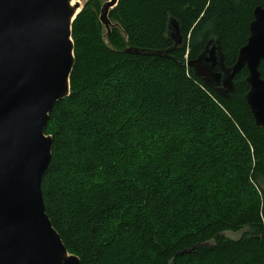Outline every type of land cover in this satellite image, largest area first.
Returning a JSON list of instances; mask_svg holds the SVG:
<instances>
[{
  "label": "trees",
  "instance_id": "obj_1",
  "mask_svg": "<svg viewBox=\"0 0 264 264\" xmlns=\"http://www.w3.org/2000/svg\"><path fill=\"white\" fill-rule=\"evenodd\" d=\"M263 4L118 0L106 34L99 0L84 3L71 25L69 95L54 103L44 128L52 137L51 159L40 183L44 210L80 264H264V197L256 190L263 195L264 127L245 101L247 70L223 98L181 64L217 37L224 63L232 65L253 9ZM170 18L182 35L175 49L167 35ZM129 47L168 54H134ZM162 70L173 84L166 94L157 81L146 84ZM259 70L264 79V60ZM178 83L186 84L183 90ZM164 105L196 115L200 124L191 119L181 127L182 115L164 113ZM152 119L160 127L146 132ZM231 143L241 154L234 148L228 167L220 146ZM185 149L189 158L175 169ZM113 251V261L107 260Z\"/></svg>",
  "mask_w": 264,
  "mask_h": 264
},
{
  "label": "water",
  "instance_id": "obj_2",
  "mask_svg": "<svg viewBox=\"0 0 264 264\" xmlns=\"http://www.w3.org/2000/svg\"><path fill=\"white\" fill-rule=\"evenodd\" d=\"M106 0L98 20L106 34ZM79 3L70 0H0V264H80L68 253L44 210L40 183L51 159L52 137L44 133L55 102L69 95L74 65L71 25ZM80 10V9H79ZM246 43L227 66L217 37L193 59L181 61L199 80L227 98L245 67V101L257 126L264 127V4L253 9ZM173 49L182 42L178 21L168 19ZM129 53L167 57L168 51L129 47ZM200 246V245H196ZM191 249L182 252H189Z\"/></svg>",
  "mask_w": 264,
  "mask_h": 264
},
{
  "label": "rangeland",
  "instance_id": "obj_3",
  "mask_svg": "<svg viewBox=\"0 0 264 264\" xmlns=\"http://www.w3.org/2000/svg\"><path fill=\"white\" fill-rule=\"evenodd\" d=\"M87 0H79V5H80V7H79V9L81 10V8L83 7V5H84V3L86 2ZM106 0H99V2H100V6L105 2ZM114 7V6H113ZM100 9V8H99ZM79 10V11H80ZM102 25V24H101ZM103 26V25H102ZM104 28V27H103ZM105 29V28H104ZM152 72V71H151ZM167 74H166V72L164 71L163 72V70L162 71H160V72H158V73H152L151 74V78H149V80L148 81H146V84H148V86H153L152 84H154V82H152V80L153 81H157V84L158 83H160V84H162V87H165V93H163V94H166L167 93V91H168V88L166 87V86H169L170 87V84L171 85H173L172 83H170V79L169 78H165V76H166ZM155 79V80H154ZM186 84H181V83H178L177 85H176V88L177 89H179V90H183V87L185 86ZM182 98H180V101L179 102H177V103H180L181 101H183L184 99H182ZM149 99H147V102L146 103H149ZM169 103V102H168ZM162 104H165L163 101H162ZM166 107L167 106H163V108H164V113H172V111H173V114L171 115V114H168V115H166V116H161V117H159L158 119H161V118H163V119H165L167 116H169V115H171V116H173L174 115V113H175V115L176 114H179V115H182L181 117H180V119H181V122L180 123H178L181 127L185 124V123H187V122H189L191 119H192V121L193 122H195L197 125H199L200 124V118H198L196 115H193L192 114V117L190 116V115H188L186 112H184V111H182V110H180L179 108H178V110L177 109H170V107H171V105L167 108V110H166ZM177 110V111H176ZM190 116V118H188ZM158 119L156 120V119H152V120H147V122H146V129H144L146 132H153V131H156V129H158L159 127H160V125H158L157 123H158ZM217 118L216 117H214V120H216ZM163 122V121H162ZM166 126H168V125H166ZM166 126L165 125H162V127H164V128H166ZM168 127H170V125L168 126ZM134 133V132H133ZM128 138V137H127ZM232 144V143H231ZM231 144H228V146H220V148H222V147H224V149L222 150V152H223V155L225 156H227V165H228V167L232 164V163H235V161H234V159H232L231 157H233V155H234V153H235V156H237L236 155V149L238 150V148L235 146V145H233L232 144V147H231ZM234 148H236V149H234ZM233 150H235L234 151V153H233ZM186 152H187V149H185V150H182L181 152H179L178 154H177V156H176V158H177V160H178V162H176V163H174V167H175V169H183V167H184V165H183V163L184 162H186L187 160H188V156H187V154H186ZM238 154H241V150H238ZM234 156V157H235ZM187 164V163H186ZM135 165H136V163L135 162H133V161H131V165H130V167H135ZM138 165L140 166V167H144L143 166V164H142V166L138 163ZM146 167H144V169H145ZM140 171H141V169H140ZM139 171V173L140 174H142L143 173V171H141L140 172ZM62 180V176H57L56 178H55V180H54V183H55V185H57V186H60V181ZM256 190H257V193H259V195L260 196H263L264 197V193H263V195H262V192H261V189H260V187H256ZM186 191V190H185ZM182 194L184 193L183 191L181 192ZM180 194V193H179ZM182 194H180V195H182ZM183 197H185V195L183 196ZM174 205V204H173ZM169 206H172V205H169ZM224 234L227 236V237H230V238H232V239H236V238H238L239 236H240V232H233V231H226V232H224ZM114 250V249H113ZM115 251H113L112 252V254H110L109 255V257H108V259L107 260H109V261H113V259H114V255H115ZM108 261V262H109Z\"/></svg>",
  "mask_w": 264,
  "mask_h": 264
},
{
  "label": "bare ground",
  "instance_id": "obj_4",
  "mask_svg": "<svg viewBox=\"0 0 264 264\" xmlns=\"http://www.w3.org/2000/svg\"><path fill=\"white\" fill-rule=\"evenodd\" d=\"M71 5H74L75 3L79 2V0H70ZM79 11V8L76 10V12Z\"/></svg>",
  "mask_w": 264,
  "mask_h": 264
},
{
  "label": "snow or ice",
  "instance_id": "obj_5",
  "mask_svg": "<svg viewBox=\"0 0 264 264\" xmlns=\"http://www.w3.org/2000/svg\"><path fill=\"white\" fill-rule=\"evenodd\" d=\"M65 264H72V262H71V260L69 259V260H66V261H65Z\"/></svg>",
  "mask_w": 264,
  "mask_h": 264
},
{
  "label": "built area",
  "instance_id": "obj_6",
  "mask_svg": "<svg viewBox=\"0 0 264 264\" xmlns=\"http://www.w3.org/2000/svg\"><path fill=\"white\" fill-rule=\"evenodd\" d=\"M185 58H186V55H185Z\"/></svg>",
  "mask_w": 264,
  "mask_h": 264
}]
</instances>
